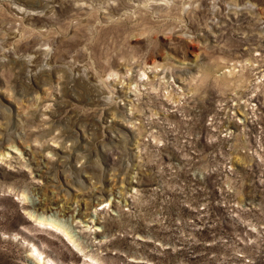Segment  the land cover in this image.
Segmentation results:
<instances>
[{"label":"rangeland","instance_id":"374dc122","mask_svg":"<svg viewBox=\"0 0 264 264\" xmlns=\"http://www.w3.org/2000/svg\"><path fill=\"white\" fill-rule=\"evenodd\" d=\"M76 1L0 0V264H264V0Z\"/></svg>","mask_w":264,"mask_h":264},{"label":"bare ground","instance_id":"6f19581e","mask_svg":"<svg viewBox=\"0 0 264 264\" xmlns=\"http://www.w3.org/2000/svg\"><path fill=\"white\" fill-rule=\"evenodd\" d=\"M85 1L86 0H77L76 1V4L73 2L72 4H74V6H77V5H79V2H83V4H85ZM147 1V0H146ZM145 1V2H146ZM149 1V0H148ZM147 1V2H148ZM155 1V0H154ZM87 2V1H86ZM160 2V1H159ZM33 6H35L34 4H32ZM158 5V4H157ZM32 9V8H31ZM81 9V8H80ZM20 10H22L21 8H20ZM32 11H36L35 9H32ZM158 12V11H157ZM23 15H24V17L26 16V15H28V14H26V13H23ZM27 17H29V15L27 16ZM46 22H49V18H48V15H44V16H40V14H37L35 17H33V18H30L29 19V24H31L32 25V27L33 28H38V27H36V26H38L39 24L43 27V26H45V24H46ZM30 52V54L29 55H31V54H38L39 55V53L41 52L42 53V51H29ZM43 54V53H42ZM35 55V56H36ZM40 57V56H39ZM39 57L38 56H36L35 57V59L32 61V62H35V63H37L39 60ZM56 57H54V59L52 58V60H54V61H56ZM40 61H41V59H40ZM39 61V62H40ZM40 64V63H39ZM50 65V64H49ZM6 67V66H5ZM13 68V67H12ZM12 68H8V69H12ZM58 71V70H57ZM131 83V82H130ZM125 96V95H124ZM126 97H130V96H126ZM127 99H129V98H127ZM124 100V99H123ZM15 149H17L15 146H13ZM1 155H5L4 153L3 154H1ZM39 224L40 225H45V226H51L52 228H54V229H57V230H62V231H65L58 223H56L55 221H53V220H48V219H46V218H43V217H40L39 218ZM97 225H98V223H97ZM66 232V231H65ZM66 235L67 236H69V234L66 232ZM68 238V237H67ZM69 238H70V240H71V242H73V244L75 243L74 242V240L69 236ZM35 251H37L38 252V250L37 249H35ZM39 257H42V254H39ZM49 264H56V263H54L53 261H49L48 262Z\"/></svg>","mask_w":264,"mask_h":264}]
</instances>
